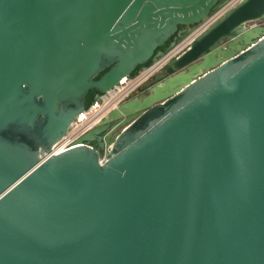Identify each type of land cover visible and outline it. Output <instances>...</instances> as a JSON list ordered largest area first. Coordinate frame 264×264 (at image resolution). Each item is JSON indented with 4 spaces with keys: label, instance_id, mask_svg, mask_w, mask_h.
<instances>
[{
    "label": "water",
    "instance_id": "water-1",
    "mask_svg": "<svg viewBox=\"0 0 264 264\" xmlns=\"http://www.w3.org/2000/svg\"><path fill=\"white\" fill-rule=\"evenodd\" d=\"M227 1L0 0V264H264V0L50 155Z\"/></svg>",
    "mask_w": 264,
    "mask_h": 264
},
{
    "label": "built area",
    "instance_id": "built-area-1",
    "mask_svg": "<svg viewBox=\"0 0 264 264\" xmlns=\"http://www.w3.org/2000/svg\"><path fill=\"white\" fill-rule=\"evenodd\" d=\"M241 0H228L221 5L209 17L195 27L188 37L174 46L167 56H164L158 63L141 69L135 76L121 79L118 84L104 95H99L83 112L77 115L72 122L67 134L60 139L51 148L50 155H58L75 146L76 141L86 132L95 128L107 116L109 112L115 110L124 102L136 97L142 88L152 76L165 64L169 59L181 54L189 43L203 32L211 23L221 17L228 9L238 4ZM264 26L252 25L250 27ZM249 27V28H250Z\"/></svg>",
    "mask_w": 264,
    "mask_h": 264
},
{
    "label": "flooded vegetation",
    "instance_id": "flooded-vegetation-1",
    "mask_svg": "<svg viewBox=\"0 0 264 264\" xmlns=\"http://www.w3.org/2000/svg\"><path fill=\"white\" fill-rule=\"evenodd\" d=\"M179 32H180V34H182V33H184L185 31H184V28H179ZM180 34H178L175 38H178V36L180 35ZM168 46V43L167 44H165L162 48H160L159 50L160 51H163L166 47ZM150 64H148V65H145V67H148ZM139 71H141V69L139 68L138 69V72ZM155 76H157V75H154V77ZM154 77H152L151 79H150V81H152L153 80V78ZM146 86L144 85L142 88H140V92L141 93H143L144 91H145V88ZM141 93H139L137 96H139ZM99 96V94L96 92V91H94V90H89L88 91V93H87V95H86V98H85V105H88L89 103L91 104L97 97ZM136 96V97H137Z\"/></svg>",
    "mask_w": 264,
    "mask_h": 264
},
{
    "label": "rangeland",
    "instance_id": "rangeland-1",
    "mask_svg": "<svg viewBox=\"0 0 264 264\" xmlns=\"http://www.w3.org/2000/svg\"><path fill=\"white\" fill-rule=\"evenodd\" d=\"M254 24H256V25H264V19H263V20H259V21H254V22L247 23V24L245 25V27L248 28V27H250V26H252V25H254ZM190 33H191V32H189L186 36H184V38H185V37H188V35H189ZM184 38H183V39H184ZM183 39H182V40H183ZM182 40H181V41H182ZM181 41H179V42H181ZM179 42H178V43H179ZM178 43H177V44H178ZM177 44H176V45H177ZM176 45H175V46H176Z\"/></svg>",
    "mask_w": 264,
    "mask_h": 264
},
{
    "label": "trees",
    "instance_id": "trees-1",
    "mask_svg": "<svg viewBox=\"0 0 264 264\" xmlns=\"http://www.w3.org/2000/svg\"><path fill=\"white\" fill-rule=\"evenodd\" d=\"M89 104H90V103H89ZM89 104H88V105H89ZM88 105H86V107H87Z\"/></svg>",
    "mask_w": 264,
    "mask_h": 264
}]
</instances>
